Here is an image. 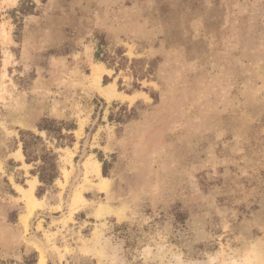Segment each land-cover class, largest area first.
I'll return each instance as SVG.
<instances>
[{"label": "rangeland", "instance_id": "rangeland-1", "mask_svg": "<svg viewBox=\"0 0 264 264\" xmlns=\"http://www.w3.org/2000/svg\"><path fill=\"white\" fill-rule=\"evenodd\" d=\"M41 260L264 264V0H0V264Z\"/></svg>", "mask_w": 264, "mask_h": 264}, {"label": "trees", "instance_id": "trees-1", "mask_svg": "<svg viewBox=\"0 0 264 264\" xmlns=\"http://www.w3.org/2000/svg\"><path fill=\"white\" fill-rule=\"evenodd\" d=\"M43 129H47L46 127H43ZM38 138V137H37ZM23 149H24V152L26 153V156H27V144L25 142H23ZM51 168H54L55 170V165L54 164H50ZM40 171L38 172V178H39V181L42 183V184H49L53 181L54 177H55V172L53 174H49L48 175L45 173V170H44V164H41L40 165Z\"/></svg>", "mask_w": 264, "mask_h": 264}, {"label": "bare ground", "instance_id": "bare-ground-1", "mask_svg": "<svg viewBox=\"0 0 264 264\" xmlns=\"http://www.w3.org/2000/svg\"><path fill=\"white\" fill-rule=\"evenodd\" d=\"M101 72H102V69H98V68L94 67L92 74H93V76L98 77V76L100 75ZM99 77H100V76H99ZM134 96H135V95H133V96H128L129 100H132V99L134 98ZM31 187H32V185H31ZM31 192H32V191H31ZM25 195H27V191L25 192ZM28 196H29V195H28ZM29 198H30L29 201H33L32 197L29 196ZM39 264H43L42 260L39 262Z\"/></svg>", "mask_w": 264, "mask_h": 264}]
</instances>
